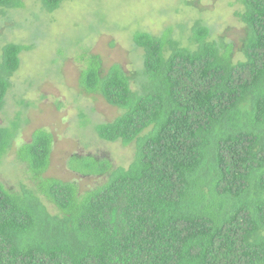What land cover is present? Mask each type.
<instances>
[{"label":"trees","instance_id":"obj_1","mask_svg":"<svg viewBox=\"0 0 264 264\" xmlns=\"http://www.w3.org/2000/svg\"><path fill=\"white\" fill-rule=\"evenodd\" d=\"M41 1L54 13L73 0ZM239 2L238 52L197 22L188 46L172 27L137 31L144 56L132 73L82 56L83 90L121 113L94 130L134 145V159L126 167L74 154L73 172L104 179L81 192L46 175L54 135L36 130L17 152L32 186L0 183V264H264V0ZM24 6L0 0L5 10ZM30 49H2L0 110ZM20 128V117L0 126V165Z\"/></svg>","mask_w":264,"mask_h":264},{"label":"rangeland","instance_id":"obj_2","mask_svg":"<svg viewBox=\"0 0 264 264\" xmlns=\"http://www.w3.org/2000/svg\"><path fill=\"white\" fill-rule=\"evenodd\" d=\"M24 2L21 9L0 7V58L9 43L31 47L21 54V68L0 110V126H10L18 117L21 122L0 165V183L15 190L22 182L32 186L17 152L40 128L50 130L55 140L46 175L76 182L81 192L102 185L104 179L73 172L68 160L74 154L105 157L115 166L128 167L133 161L134 145L104 141L94 130L121 113L81 87L86 53L100 56L106 71L120 64L132 73L144 56L134 42L137 31L160 35L172 27L174 36L188 46L195 23L201 22L211 29V39L234 42L236 52L246 35L236 15L243 8L239 0H73L54 13L47 12L41 0ZM237 57L243 59L240 53Z\"/></svg>","mask_w":264,"mask_h":264}]
</instances>
